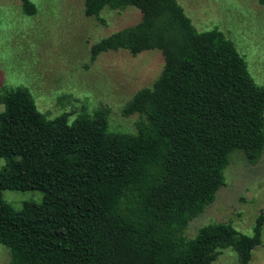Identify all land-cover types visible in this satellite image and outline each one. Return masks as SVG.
Here are the masks:
<instances>
[{"label":"trees","instance_id":"obj_1","mask_svg":"<svg viewBox=\"0 0 264 264\" xmlns=\"http://www.w3.org/2000/svg\"><path fill=\"white\" fill-rule=\"evenodd\" d=\"M24 11L34 4L20 0ZM264 6V0H257ZM134 7L141 20L93 44L90 58L158 51L164 64L150 88L125 105L136 135L112 134L81 116L53 119L28 91L2 98L0 245L10 264H212L233 247L248 264L261 245L264 210L251 236L210 224L190 240L186 223L224 185L229 156L264 149V89L216 29L198 32L176 0H84V14ZM38 191L40 204L15 211L2 192Z\"/></svg>","mask_w":264,"mask_h":264},{"label":"rangeland","instance_id":"obj_2","mask_svg":"<svg viewBox=\"0 0 264 264\" xmlns=\"http://www.w3.org/2000/svg\"><path fill=\"white\" fill-rule=\"evenodd\" d=\"M33 13L20 0H0V113L2 98L12 90L28 91L37 110L53 119L67 113L69 123L81 116L96 121L112 134L135 136L138 114L126 115L125 105L143 88H150L161 73L160 52L132 56L126 50L100 53L90 49L101 39L136 25L141 13L105 8L100 18L84 14V0H29ZM198 32L216 29L232 42L246 64L251 80L264 89V6L257 0H176ZM0 159V168L5 165ZM225 183L212 203L191 218L182 231L193 239L210 224L232 226L236 233L251 236L264 210V149L254 160L243 152L229 156ZM2 198L19 211L23 203L40 204L38 191L2 192ZM262 243L251 252L248 264H264ZM233 247L226 248L212 264H238ZM0 264H10L9 251L0 245Z\"/></svg>","mask_w":264,"mask_h":264}]
</instances>
